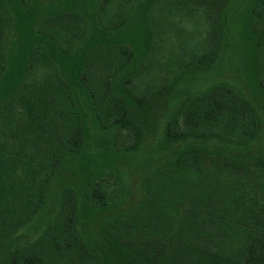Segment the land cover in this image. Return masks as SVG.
<instances>
[{
    "label": "trees",
    "instance_id": "1",
    "mask_svg": "<svg viewBox=\"0 0 264 264\" xmlns=\"http://www.w3.org/2000/svg\"><path fill=\"white\" fill-rule=\"evenodd\" d=\"M263 137L264 0H0V264H264Z\"/></svg>",
    "mask_w": 264,
    "mask_h": 264
},
{
    "label": "rangeland",
    "instance_id": "2",
    "mask_svg": "<svg viewBox=\"0 0 264 264\" xmlns=\"http://www.w3.org/2000/svg\"><path fill=\"white\" fill-rule=\"evenodd\" d=\"M202 24L201 21L198 22V19L195 15L188 16L186 14H178V13H164L163 14V21L161 23V27L164 30L167 31L166 36L169 37V39L174 40L179 34V37L181 39H190L191 37L195 39L197 38V33L195 28L199 27V25ZM195 33V34H194ZM193 34V36H192ZM159 59L163 61V58L159 56ZM154 70V69H153ZM155 71V70H154ZM160 73L163 74L164 71L160 70ZM238 71L232 67V65L229 63L228 58H225L220 66L216 67V71H211L208 74H202L201 77L198 78L199 87H204L211 82H213L216 79H223L231 81L235 84H237L240 87H244L242 80L239 78ZM244 78V75H243ZM246 92V90H244ZM264 140V137L262 138V141Z\"/></svg>",
    "mask_w": 264,
    "mask_h": 264
}]
</instances>
